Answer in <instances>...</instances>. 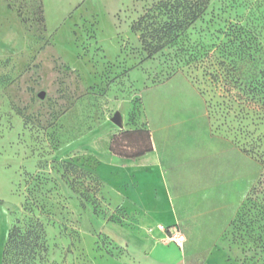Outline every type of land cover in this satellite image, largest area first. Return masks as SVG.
<instances>
[{
    "label": "rangeland",
    "instance_id": "obj_1",
    "mask_svg": "<svg viewBox=\"0 0 264 264\" xmlns=\"http://www.w3.org/2000/svg\"><path fill=\"white\" fill-rule=\"evenodd\" d=\"M162 1L0 0V240L19 226L40 245L30 264H150L138 236L152 233L133 222L131 185L121 212L116 164L148 145L120 136L146 118L182 123L189 167L206 144L227 176L193 191L184 168L179 264H264V0H209L148 55L131 26ZM206 114L236 153L209 141Z\"/></svg>",
    "mask_w": 264,
    "mask_h": 264
},
{
    "label": "crops",
    "instance_id": "obj_2",
    "mask_svg": "<svg viewBox=\"0 0 264 264\" xmlns=\"http://www.w3.org/2000/svg\"><path fill=\"white\" fill-rule=\"evenodd\" d=\"M206 117L207 138L209 141L218 139L219 142L224 144L222 150H226V152L233 150L236 153L238 150L237 145L231 142L230 137L222 135L219 130L214 132V124L207 114ZM181 124L180 122L169 123L166 121L154 124L151 118L150 120L146 118L144 127L149 131L151 149L135 158H120L117 163L113 157L110 158L112 163L117 164L119 176L122 174V181L118 183L119 186L117 185L119 207L127 212L124 206L125 198L131 185L132 203L139 209H143V214H140L139 219H136L137 216L134 215L132 217L133 222L138 224L140 229L142 225L148 224L146 232H148L147 234L152 233L149 238L147 236H138L140 243H142L141 245L146 249V258H148L150 264L180 263V246L175 243L174 245L160 244L158 239H163L164 233L159 230L158 226L162 225L166 229H178L182 233L185 242L184 231L180 229V226L188 223V219H186L188 214L185 213L186 208H184L186 207L184 197L186 196L185 191H187V188L184 185L189 183V177L194 182L192 184L194 185L192 187L193 191L197 190V184H201L203 187H206V185L213 187L217 183L227 182V176H223L222 172L217 174V169H214L211 159L212 154H210L212 152L206 150V144L200 150V146L194 143L193 166L192 168L189 167L186 156L183 154V151L188 149L189 144H184L182 131H175V128L180 129ZM190 132L189 135L191 134L195 138L198 135L196 130ZM203 133L205 135V128ZM177 137L179 138L177 139ZM204 137L206 139V136ZM199 152L204 153L205 164L203 168H198L197 166L196 155ZM187 166L190 173L189 171L186 172L189 176L188 178L186 177V181L183 176L186 174L184 173V168ZM227 167L226 164L223 167L221 166L220 169L225 170ZM252 185L246 190L241 201L245 198ZM225 191L223 190V192ZM237 205L238 203L234 205V209L231 214L229 213V216L235 213ZM1 244H3V240L2 242L0 240Z\"/></svg>",
    "mask_w": 264,
    "mask_h": 264
},
{
    "label": "trees",
    "instance_id": "obj_3",
    "mask_svg": "<svg viewBox=\"0 0 264 264\" xmlns=\"http://www.w3.org/2000/svg\"><path fill=\"white\" fill-rule=\"evenodd\" d=\"M208 5L209 0H165L160 2L159 6L152 13L140 15L133 22L131 28L133 31L139 33L142 46L148 52V55H151L167 45H174L179 40L183 31L205 13ZM209 119L216 127L217 122L213 117ZM144 125L136 130L123 131L120 134L121 137H126L136 132L144 135L148 141L146 147L141 148L136 153L124 155L125 158L138 157L151 149L149 131ZM121 212L125 211L122 210ZM123 214L126 215V213ZM237 215L236 212L232 220H235ZM39 248L40 245L36 241L29 242L28 238L21 231V228L14 224L10 227L4 240L0 258L1 264H11L13 258V264H30L34 259L36 249Z\"/></svg>",
    "mask_w": 264,
    "mask_h": 264
},
{
    "label": "built area",
    "instance_id": "obj_4",
    "mask_svg": "<svg viewBox=\"0 0 264 264\" xmlns=\"http://www.w3.org/2000/svg\"><path fill=\"white\" fill-rule=\"evenodd\" d=\"M158 228L160 231L164 233V237H163L164 240L174 242L180 247L182 246L184 242V237L178 229L176 228L166 229L162 225L158 226Z\"/></svg>",
    "mask_w": 264,
    "mask_h": 264
},
{
    "label": "water",
    "instance_id": "obj_5",
    "mask_svg": "<svg viewBox=\"0 0 264 264\" xmlns=\"http://www.w3.org/2000/svg\"><path fill=\"white\" fill-rule=\"evenodd\" d=\"M39 96L40 97H43V93L42 92H40L39 93ZM114 123H116V124H120V117H119V114L118 113H116L113 117H112V119H111Z\"/></svg>",
    "mask_w": 264,
    "mask_h": 264
}]
</instances>
